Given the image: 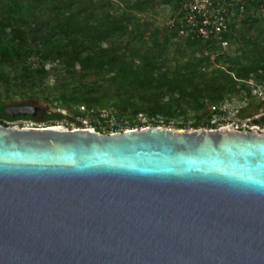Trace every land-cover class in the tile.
Returning <instances> with one entry per match:
<instances>
[{"label": "water", "instance_id": "obj_1", "mask_svg": "<svg viewBox=\"0 0 264 264\" xmlns=\"http://www.w3.org/2000/svg\"><path fill=\"white\" fill-rule=\"evenodd\" d=\"M0 264H264V130L0 124Z\"/></svg>", "mask_w": 264, "mask_h": 264}, {"label": "trees", "instance_id": "obj_2", "mask_svg": "<svg viewBox=\"0 0 264 264\" xmlns=\"http://www.w3.org/2000/svg\"><path fill=\"white\" fill-rule=\"evenodd\" d=\"M169 2L0 0V85L6 87L8 93L18 90L26 99V105L38 111H42L41 107L47 109V116L42 120L10 119L5 115L9 105L0 101V124L8 127V122L16 121L62 122L66 117L50 112L55 102L56 109L66 108L73 115V122L80 118L81 107L87 109L88 114L105 108L117 109L120 114L116 119L120 122L125 116L135 118L141 114L152 119L186 117L189 111L200 113L209 106L218 112L228 95L240 93L234 86L239 81L262 73L257 79L264 82V46H254L246 35L241 38L242 43L249 45L245 53L236 57L218 55L216 59L219 65L225 63L234 67L238 81L228 80L219 69L205 74L202 71L207 62L204 56L187 59L179 52L171 63L168 51L173 36L167 30L155 33L152 45L144 49L115 43L127 37L131 28L140 29L139 15ZM115 3L122 6L121 11H115ZM258 24L256 19L244 21V30L252 32ZM236 30L234 27L232 34L226 36L232 45L239 42ZM161 37H164L163 43ZM197 43L208 51L217 52L209 43ZM49 81L52 87L48 89ZM45 89L50 96L38 98V91ZM245 89L246 86L242 90ZM164 90L177 99L161 102L157 93ZM53 94L59 95L56 100ZM125 103L129 105L126 107ZM182 103L186 107L184 110ZM208 116L206 124L200 119L194 125L177 123L175 128L207 127L212 115ZM166 124L169 126L170 122ZM255 124L264 129V118ZM77 125L82 127L81 123ZM142 127L145 125L131 121L123 129Z\"/></svg>", "mask_w": 264, "mask_h": 264}, {"label": "rangeland", "instance_id": "obj_3", "mask_svg": "<svg viewBox=\"0 0 264 264\" xmlns=\"http://www.w3.org/2000/svg\"><path fill=\"white\" fill-rule=\"evenodd\" d=\"M177 0H170L167 5L161 6L157 8L154 11H150L146 14H142L138 16L140 29L137 28H131V30L128 31V36L116 41L115 43L120 44L123 47H133L137 49H144L146 46H151V40L155 33L158 31L164 32L166 29V24L168 20L173 15L174 5H176ZM115 11H121L122 6L118 3L114 4ZM249 19H256L259 21V24L255 27V30L252 32H246L244 30V21H248ZM237 27V30L235 32V35L237 36L239 42L237 45H232L230 48L228 54L226 56L228 57H236L237 55H241L246 52V50L249 48V45L247 43H242L241 40L242 35H246L250 37V42H252L255 45H259L261 47L264 46V13L261 12H254L250 11L247 15L246 19L237 23L235 26ZM253 39V40H252ZM164 37L160 38V42L163 43ZM183 52L185 55V58L192 59L197 57H206L207 62L205 67L203 68V72L205 74L212 73L216 71L217 69L221 70L225 77L230 80L233 79L235 81L237 80V76L234 73L233 69L234 67L229 66L225 63L218 64L216 60L217 52L214 53L212 51H208L204 46H200L197 42H182L177 41L174 42V40L170 41L169 45V51L168 56L171 61V63H174L176 60V57L178 56L177 53ZM214 59L216 63L219 65L218 67L214 64ZM163 70V69H162ZM161 70V71H162ZM262 76L263 74H252L248 78L245 79V81H239L235 86L236 91H240V93H236L233 95H228L226 97V100L223 102L222 106H227L229 109L232 110L231 114L226 117V121L228 124H234L239 123L240 126H251L255 125L256 127H259L255 124L256 121H259L260 119L264 118V110L262 106L260 105V100L257 99L254 95V92L256 91L257 87L260 88V90L264 91V82L259 81L257 77ZM260 76V77H261ZM94 79V77H92ZM52 81H49L46 85L47 88H51L52 84L50 83ZM246 86L245 90H242L243 87ZM155 93H152V95ZM160 96L161 102H169L173 99H177L176 96H172L168 91H160L157 93ZM50 96L49 90H41L38 91L37 97L42 99L43 97ZM58 94L55 96L53 94L54 100L58 98ZM155 96V95H154ZM0 101L6 102L8 105H11L13 103L18 104H25L26 99L24 96L20 94L18 90H11L9 93L6 89V87H3L0 85ZM249 103L251 107H246V104ZM43 106H46L42 104ZM57 105V102L50 108L51 113H60L66 119L62 122L57 123H43L40 122L44 126H65L70 130L78 129L77 123H81L84 128H94L96 130H101L102 134L105 135L107 132V129L109 127H112L113 124L117 123L122 128L126 127L128 123L131 121L135 124L139 123H146L152 119L151 116L141 114L138 115L135 118H130V116H125L122 122L118 121L117 115H119V111L117 109L112 108H105L104 110H94L90 114L88 112H85L83 114L82 107L80 108L81 116L80 118H76V122H73V115L66 109V108H57L55 107ZM129 104L125 103V106L127 107ZM181 109H185L184 103H182ZM245 108L239 115L235 113L236 109L238 108ZM87 110V109H86ZM180 111V110H178ZM259 111V112H256ZM244 112V113H243ZM84 115V116H83ZM208 115H214V107L209 106L207 109H205L203 112L197 113L193 111H189L186 117H178V118H170V117H164V116H157L155 117L156 120L161 122H170V128L174 129L177 123H183L188 122L189 125H194L198 120L204 119L202 123L206 124L208 121L206 119L209 118ZM242 123V124H241ZM17 125H20V123H16ZM23 125V123H21ZM96 125V127H94ZM261 130V127H259Z\"/></svg>", "mask_w": 264, "mask_h": 264}, {"label": "built area", "instance_id": "obj_4", "mask_svg": "<svg viewBox=\"0 0 264 264\" xmlns=\"http://www.w3.org/2000/svg\"><path fill=\"white\" fill-rule=\"evenodd\" d=\"M250 11L264 13V0H177L174 5L173 15L166 24V30L173 36L174 42H202L211 44L217 51L218 55H227L232 43L226 39V36L232 34L233 28L237 23L246 19ZM215 66H219L214 59ZM254 95L260 100V105L264 110V91L257 87ZM249 103L246 107H249ZM238 108L235 113L238 115L245 109ZM83 114L87 112L82 108ZM232 110L227 106H221L218 112H214L211 117L209 125L197 130L214 131L225 127H234L239 131H252L259 129L255 125L242 127L239 123L228 124L226 117L231 114ZM16 123H20L17 125ZM23 123V125H21ZM152 123H156L153 126ZM43 124V123H42ZM41 123L32 121H16L8 122V127H21L28 129H43L49 126H44ZM145 127H161L166 129L170 128L165 122L156 119H150L146 123H142ZM242 124V123H241ZM78 129H94L84 128ZM141 129V128H135ZM77 130V129H74ZM96 130V129H95ZM130 129H123L117 123L107 129L105 135H112L118 132H125ZM134 130V129H132ZM172 130H177L176 128ZM196 130V129H188ZM185 130V131H188Z\"/></svg>", "mask_w": 264, "mask_h": 264}, {"label": "flooded vegetation", "instance_id": "obj_5", "mask_svg": "<svg viewBox=\"0 0 264 264\" xmlns=\"http://www.w3.org/2000/svg\"><path fill=\"white\" fill-rule=\"evenodd\" d=\"M19 107H34V106H30V105H26V104H20V105H18V106H13V105H9L8 107H7V109H6V111L7 110H10L9 112L10 113H13V111H11V110H13V109H15V108H19ZM42 108V111H37L36 112V115L35 116H30V115H27V116H18V117H16V118H14V119H31V118H36V119H38V120H42V119H45L46 118V116H47V109L45 108V107H41ZM6 111H5V115L8 117V118H10V119H12L10 116H8L7 114H6Z\"/></svg>", "mask_w": 264, "mask_h": 264}]
</instances>
